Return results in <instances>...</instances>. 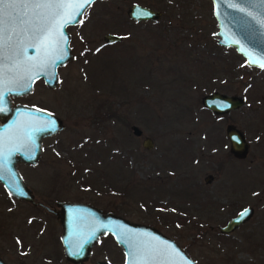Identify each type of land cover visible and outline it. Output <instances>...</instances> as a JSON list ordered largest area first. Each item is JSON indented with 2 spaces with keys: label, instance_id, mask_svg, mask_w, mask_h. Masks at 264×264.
Returning a JSON list of instances; mask_svg holds the SVG:
<instances>
[{
  "label": "rangeland",
  "instance_id": "obj_1",
  "mask_svg": "<svg viewBox=\"0 0 264 264\" xmlns=\"http://www.w3.org/2000/svg\"><path fill=\"white\" fill-rule=\"evenodd\" d=\"M132 3L161 14L135 20L126 12ZM80 21L67 27L72 56L58 67L56 85L41 79L22 95L65 124L51 139L58 145L53 169L28 168L36 198L49 203L52 187H60V198L88 197L98 187L123 216L152 224L198 264H264V68L217 42L211 0H95ZM105 33L121 39L107 43ZM213 91L244 101L213 112L202 103ZM230 123L248 142L245 156L230 151ZM145 136L154 141L150 150L141 144ZM245 206L251 215L221 232ZM40 210L27 236L39 232L29 264L123 263L106 237L82 262L69 261L58 216L42 219Z\"/></svg>",
  "mask_w": 264,
  "mask_h": 264
},
{
  "label": "water",
  "instance_id": "obj_2",
  "mask_svg": "<svg viewBox=\"0 0 264 264\" xmlns=\"http://www.w3.org/2000/svg\"><path fill=\"white\" fill-rule=\"evenodd\" d=\"M211 1L218 27L217 34L219 37L217 42L224 46L234 47L245 58L246 64L264 68L261 67V64H264V23H261L264 20V3L261 0ZM241 8L244 11H240ZM126 12L129 17L135 20L157 19L161 14L160 10L138 3H132ZM138 12L143 14L137 15ZM72 18L80 21L81 16H76L73 13ZM65 34L67 43L62 42L59 46L60 50L55 52L52 57L55 65L47 71L41 69L39 75L34 74L33 79L28 84L23 87H15L11 95L29 93L34 81L39 78H42L48 87L56 85L58 67L64 65L72 56L70 33L67 28L65 29ZM103 39L107 43H112L120 40L121 36L115 33H105ZM28 55L39 56V48H29ZM61 55L63 59L59 58ZM8 97L9 95L6 97V101ZM243 101L241 97L230 96L219 91L207 93L202 97L204 106L218 113L237 108L242 105ZM6 103L3 104V111H0V114L6 112ZM26 111L29 112L26 113L22 108L17 112L12 111V114H15L13 117L22 123L25 122V125L14 126L11 129H4L0 126V136H3L7 141L5 151L14 150L8 159L7 167L0 170V180L4 182L8 190L23 198L28 197V194L20 177H14V175L17 176L14 153L23 152L22 150L29 145L24 141V137L27 135L36 132L37 145L39 147L42 136L55 134L64 128L62 119L53 113L31 107L26 109ZM21 117L25 119H21ZM30 120L32 126L30 125ZM131 129L135 135L142 133L141 128L135 124L131 125ZM22 133L25 136L22 137ZM226 135L230 142V151L235 156H245L248 151V142L242 131L230 123L226 126ZM142 146L146 149L153 148V139L150 136H145L142 139ZM16 149L18 151H15ZM212 177V174H207L204 177V181L209 182ZM58 204H60L61 210L56 211V213L62 228L61 240L64 255L74 263H80L85 260L98 237L101 234L110 232L124 250L125 257L122 264H132L133 257L130 253L137 248H143L145 252H151L153 249H163L165 246H170L166 254L156 256L148 261V264H198L173 238L167 236L153 225L131 221L110 212L104 213L102 209L90 203L60 201ZM252 211L251 206L243 208L235 216L229 218L223 226H220L219 230L221 232H230L241 222L245 221ZM93 264L113 263L108 260H96Z\"/></svg>",
  "mask_w": 264,
  "mask_h": 264
},
{
  "label": "snow or ice",
  "instance_id": "obj_3",
  "mask_svg": "<svg viewBox=\"0 0 264 264\" xmlns=\"http://www.w3.org/2000/svg\"><path fill=\"white\" fill-rule=\"evenodd\" d=\"M94 0H0V111L14 88L28 84L40 70L55 65L52 59L60 44L67 43L65 29L83 16ZM264 3V0H261ZM240 11H244L243 8ZM143 13L138 12L137 15ZM264 23V20L261 21ZM29 48H39V56H29ZM63 59L61 55L59 57ZM264 67V64H261ZM7 89V91H5ZM27 90V88H25ZM7 141L0 136V170L7 167L14 150L5 151ZM15 151H18L16 149ZM246 214V213H245ZM170 246L145 252L135 249L132 264H148L156 256L166 254Z\"/></svg>",
  "mask_w": 264,
  "mask_h": 264
},
{
  "label": "flooded vegetation",
  "instance_id": "obj_4",
  "mask_svg": "<svg viewBox=\"0 0 264 264\" xmlns=\"http://www.w3.org/2000/svg\"><path fill=\"white\" fill-rule=\"evenodd\" d=\"M41 79L42 78L36 79L33 83L31 91L29 93H26V94H30V93L32 94L36 89V83ZM43 82H44V80L42 81V83ZM44 84H45V82H44ZM23 95H25V94H23ZM23 97H25V96L9 95V97L7 98V103L5 105L6 112H3L0 114V126H2L4 129L5 128L11 129L14 126H19L22 124L25 125V122L22 123V122L18 121V119H15L13 117L15 114L14 115L12 114V111L17 112L21 108L26 113L29 112V111H26V109L31 107V108H36V109L39 108L41 110H44V111H47V112H50V113L57 115L55 112H53L52 108L49 109L47 107H44L43 103H39L37 101H27ZM23 106H25V107L23 108ZM30 114H32V112H30ZM57 116L60 117L59 115H57ZM21 119H25V118L21 117ZM63 124H64V122H63ZM30 125L32 126L31 120H30ZM131 125H133V124H131ZM131 125H130V128H131ZM64 126H65V124H64ZM57 134H59V133L42 136L40 139L39 147H38V145H37V140H38L37 134H36V132L35 133L33 132L31 135H27L26 137H24V141L29 145L22 150L23 152L14 153V157L16 158L15 170H16L17 176L14 175V171H13V175H14V177L19 176L21 181H23V184H24L25 189L27 191L28 197L23 198L22 196L20 197V195L18 196L16 194L12 193L10 190L7 189L4 182L2 180H0V264H29L28 261H26L25 256H26V253H28V251L29 252L31 251L32 244L34 245V243L37 242L36 236H37V233L39 234V232L35 231L34 236L31 235V240L27 239V236L30 235L29 230L34 227V224L32 222H34V219H38V211L40 209L43 210V214H42V216L40 215L39 218L43 219L44 217H47V218H50L51 220H53L52 217L57 216L56 211L61 210V206H60V204H58L60 201H73V202L90 203L91 205L102 209L104 211V213H107V212L114 213V214L120 215V216L130 220L129 218H127L121 214L120 209H118V210L116 209L117 208V204H116L117 201L114 198H112V197L102 198L100 193L97 192V191H100V189L98 187H96V188L95 187H93V188L89 187L92 190V193H89L88 197L60 198V193L56 192L60 189V187H58V188L52 187V188L47 190V192H48L47 194L49 196V198H47V200L50 201L49 203L48 202L46 203V202L36 198V196L33 192L32 186L28 182L29 180H28L27 175L29 174V172H31V170L28 168H39L41 166H45L48 169H50V168L53 169L54 164H55V161L53 160V158H57L56 155H54V148L58 145H55L51 141V139L53 138V136H56ZM21 135H22V137L25 136L24 133H22ZM141 144H142V142H141ZM146 150H150V149H146ZM31 159H32V161H31ZM74 163L77 164V162H74ZM19 188H21V187H19ZM55 193H57L59 197ZM53 196L56 198H53ZM23 205H24L25 209H23ZM245 207H247V206H245ZM245 207H243V208H245ZM242 209H240V210H242ZM3 214H5L6 220L2 217ZM50 215H52V216H50ZM21 217H23V221H22L23 224H20L21 223V219H20ZM231 217H233V216H231ZM42 219H40V221H42ZM57 222H58V220H57ZM135 222H137V221H135ZM142 223H145V222H142ZM146 224H149V223H146ZM150 225H152V224H150ZM24 235H26V240H24V237H25ZM105 237L110 238L112 241H114V243L116 244L117 247L119 246L118 248L120 251L118 252V250H117V252H118V254H121V259L124 261V257H125L124 250L119 245V243L116 241L115 237L110 232H106L104 234H101L98 237L97 241L94 243L92 249L97 244L100 243L101 238H105ZM58 240L61 243V246L63 249L61 234H60V237ZM23 242L25 243V247H23ZM63 253H64V251H63ZM30 254L31 255H29V257L32 258L34 255V252L33 251L30 252ZM97 260H99V259H97ZM103 260H105V259H103Z\"/></svg>",
  "mask_w": 264,
  "mask_h": 264
}]
</instances>
